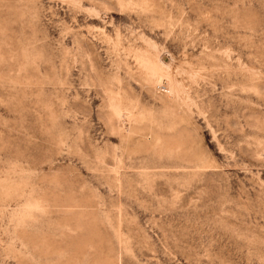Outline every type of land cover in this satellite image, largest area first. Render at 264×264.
Wrapping results in <instances>:
<instances>
[{"label":"rangeland","instance_id":"obj_1","mask_svg":"<svg viewBox=\"0 0 264 264\" xmlns=\"http://www.w3.org/2000/svg\"><path fill=\"white\" fill-rule=\"evenodd\" d=\"M0 264H264V0H0Z\"/></svg>","mask_w":264,"mask_h":264}]
</instances>
